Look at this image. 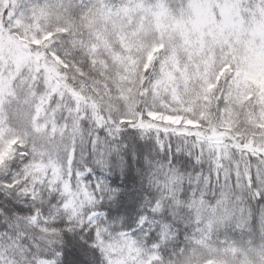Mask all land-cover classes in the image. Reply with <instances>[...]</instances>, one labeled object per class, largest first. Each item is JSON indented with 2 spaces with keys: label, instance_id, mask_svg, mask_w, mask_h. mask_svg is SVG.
<instances>
[{
  "label": "snow or ice",
  "instance_id": "1",
  "mask_svg": "<svg viewBox=\"0 0 264 264\" xmlns=\"http://www.w3.org/2000/svg\"><path fill=\"white\" fill-rule=\"evenodd\" d=\"M0 264H264V0H0Z\"/></svg>",
  "mask_w": 264,
  "mask_h": 264
}]
</instances>
